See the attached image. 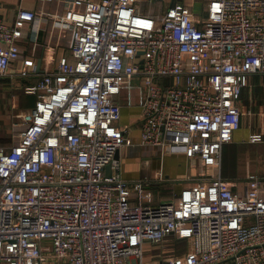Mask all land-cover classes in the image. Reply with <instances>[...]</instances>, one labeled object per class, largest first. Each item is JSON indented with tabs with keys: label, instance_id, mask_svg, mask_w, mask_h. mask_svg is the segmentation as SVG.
I'll return each mask as SVG.
<instances>
[{
	"label": "built area",
	"instance_id": "2783aa9c",
	"mask_svg": "<svg viewBox=\"0 0 264 264\" xmlns=\"http://www.w3.org/2000/svg\"><path fill=\"white\" fill-rule=\"evenodd\" d=\"M154 1L37 0L0 19V77L36 78L16 139L0 144V264H142L143 242L171 233L191 247L165 264H264V175L240 187L220 173L237 97L264 72V0H207L201 16L143 5ZM40 30L67 43L37 72L22 37L33 51ZM133 105L137 140L120 123ZM129 143L183 154L196 179L154 202L148 177L122 175L115 152Z\"/></svg>",
	"mask_w": 264,
	"mask_h": 264
},
{
	"label": "crops",
	"instance_id": "0c3cea01",
	"mask_svg": "<svg viewBox=\"0 0 264 264\" xmlns=\"http://www.w3.org/2000/svg\"><path fill=\"white\" fill-rule=\"evenodd\" d=\"M183 2L186 5H189L194 14V4L196 0H169L168 2ZM203 6L201 4V8L199 9V13H196L197 16H201L205 13V6L207 3V0H202ZM27 7V8H33L37 10L39 8V4L37 0H0V19L11 23L14 20L16 10L19 7ZM165 6V5H164ZM46 8H50V4L46 5ZM162 8H164L162 6ZM58 32L54 31V36H57ZM45 38V31L40 30L39 32V44L34 48L32 51V48H30V44L27 42L26 36L22 37V41L24 43V48L26 49V53H32L35 57V60L37 61L38 57L41 56V66L43 64H46V66H49L51 64L52 56L55 54V52L61 51L59 47L54 46V43L50 46L49 44L45 45L44 40ZM54 40V39H53ZM55 51V52H54ZM4 78L10 80L12 84L15 83L16 87H21L19 89V92H17L14 95L15 100L19 105H21L24 108L30 107L34 103L35 95L32 93H26L24 92L22 88L23 82H33L36 78L35 77H15V76H3ZM237 104L240 109V125L237 129L233 132V139L229 142H226L223 144L222 149L225 145L233 144L237 141H246L249 143H261L264 142V72H253L249 74L248 77V83L242 87L238 97H237ZM136 107V109L134 108ZM136 112H133L135 111ZM138 106H122L121 108V116H120V123L121 124H128L129 125V133L134 140H137L138 136V127L136 124L130 125L128 122L129 119L128 116H137L138 115ZM252 132H261L262 137L258 140L251 141L249 140V134ZM136 145V148L132 150V152L142 155V158L148 160L153 159L156 161V167L154 168L155 176L153 178H156L157 170H161V166H164V176H169L172 169H174L175 164L173 165V161L175 159L176 155H182V157L186 160L185 156L181 153H173L174 155H170L169 153H163L160 154L155 150V148H145L141 145ZM138 146V147H137ZM141 151V153H139ZM133 153V154H134ZM164 156V158H162ZM117 157L120 159L121 162V170L122 175L128 179L130 177H141L144 175H148V177L152 178V176H149L148 173L146 174H138L136 175L135 172L132 170H129L126 168V160L131 159L130 154L128 153V150L125 147H120L117 150ZM166 157V158H165ZM162 158L163 164H160V160ZM187 161V160H186ZM247 164L244 168L239 166L237 168V171L234 170L232 167L230 160L229 162L224 163L223 156H221V164H220V173L223 177L234 180L238 184H243V181L246 178V175L249 172H255L258 173L255 170H252L249 164V159L246 160ZM186 164V163H185ZM183 172L185 174V177L188 175H194L196 173L195 168L190 167V173L187 175L185 167L183 165ZM156 182V181H155ZM186 183H179L178 181L174 182L172 185V189L170 191H167L166 194H154V202H158L159 200H168L171 199L174 195H176L181 187ZM165 184V183H164ZM148 187L151 189L153 188L152 182L149 181L147 184ZM154 193V191H153ZM191 247V241L186 238H179L174 234H167L165 235L160 241L154 242L145 240L142 245V264H165L164 258L166 255L173 253V254H179L182 253ZM222 264V263H218Z\"/></svg>",
	"mask_w": 264,
	"mask_h": 264
},
{
	"label": "rangeland",
	"instance_id": "374dc122",
	"mask_svg": "<svg viewBox=\"0 0 264 264\" xmlns=\"http://www.w3.org/2000/svg\"><path fill=\"white\" fill-rule=\"evenodd\" d=\"M169 0H163L160 1H154V2H147L143 3L145 8H150L154 13H160L162 11V6L167 7V4ZM202 0H196L194 4V11L195 14L199 13V9L201 8V4L203 6ZM165 5V6H164ZM164 9V8H163ZM55 42V39L51 41V43ZM67 43V34L65 32H62L59 39V49L65 48V45ZM56 53L52 56L54 59ZM10 80L0 77V144H10L16 139V133L18 132V129L20 128V113L24 107L19 105L17 101L14 98V95L19 92V89L21 88L16 87L15 83L9 82ZM136 109V107H134ZM133 112H136L133 111ZM130 125L136 124L137 116H128ZM122 147H125L128 150V153L130 154L131 159L126 160V168L129 170H132L133 172H137L136 175L142 173L146 174L148 173L149 176H155L154 168L157 166L156 161L153 159H144L142 158V155H138L134 152H132L133 149L136 148V145L134 143L129 144H123ZM138 147V146H137ZM134 153V154H133ZM141 153V151L139 152ZM171 153V154H170ZM170 155H174L173 152H170ZM142 154V153H141ZM163 154V153H162ZM167 154V153H166ZM175 159L173 161V165L175 164L174 169H172L169 174V176H164V166H161L162 175H160L158 178H150L148 175H144L141 177H148L150 182L153 184L152 191H154V194H166L167 191H170L173 187V183L178 181L181 183L191 182L195 178L193 175H188L191 171V168H195L196 173L199 171L198 166H191L190 161H186L182 155H174ZM222 156L225 162H229L234 168L235 171H237V168L241 166L242 168L245 167L247 164V161L249 159V164L252 170L257 171L258 175H264V142L258 143H249L246 141H237L230 145H225L222 149ZM164 158V156H162ZM162 158L160 160V164H163ZM166 158V157H165ZM186 163V164H185ZM185 167L186 174L188 175L185 177V174L183 172ZM139 177H130V179H136ZM156 181V182H155ZM165 183V184H164ZM240 187H242V184H240Z\"/></svg>",
	"mask_w": 264,
	"mask_h": 264
},
{
	"label": "water",
	"instance_id": "95a60500",
	"mask_svg": "<svg viewBox=\"0 0 264 264\" xmlns=\"http://www.w3.org/2000/svg\"><path fill=\"white\" fill-rule=\"evenodd\" d=\"M41 59H42L41 56H39L38 59H37V61H36V66L35 67H36V71L37 72H40V71L43 70V68L41 67ZM115 157H117V151L115 152ZM105 171H106L107 174L110 173V163H108L106 165Z\"/></svg>",
	"mask_w": 264,
	"mask_h": 264
}]
</instances>
